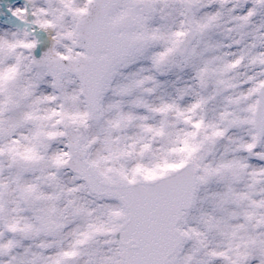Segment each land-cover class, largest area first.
<instances>
[{"label":"snow or ice","instance_id":"snow-or-ice-1","mask_svg":"<svg viewBox=\"0 0 264 264\" xmlns=\"http://www.w3.org/2000/svg\"><path fill=\"white\" fill-rule=\"evenodd\" d=\"M0 264H264V0H0Z\"/></svg>","mask_w":264,"mask_h":264}]
</instances>
